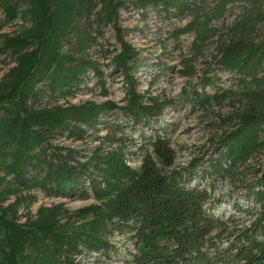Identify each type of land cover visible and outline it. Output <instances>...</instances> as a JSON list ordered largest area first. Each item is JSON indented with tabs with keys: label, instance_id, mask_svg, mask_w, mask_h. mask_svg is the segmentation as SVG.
<instances>
[{
	"label": "trees",
	"instance_id": "obj_1",
	"mask_svg": "<svg viewBox=\"0 0 264 264\" xmlns=\"http://www.w3.org/2000/svg\"><path fill=\"white\" fill-rule=\"evenodd\" d=\"M263 1L134 2L139 8L188 15L189 22L175 35L193 34L194 49L217 33L215 23L235 7L243 11L228 27L229 39L221 42L215 58L219 70L238 76L248 106L236 116V127L219 140L215 157L195 159L185 171H170L174 151L160 135L149 140L152 151L144 154L137 168L126 162L121 148L107 153L98 148L83 163L72 151L54 150L49 143L53 135L84 139L88 129L98 130L102 116L117 108L113 102L40 106L48 94L57 98L80 90L89 70H95L106 92L96 62L81 55L95 41L84 26L95 15L100 24L118 29L120 50L113 52L111 66L123 78L127 103L121 108L133 124L153 128L151 122L161 116L165 105L157 99L143 102L133 71L144 62L117 24L129 1L0 0L9 20L22 15L30 21L15 36L0 34L2 52L16 56L15 66L0 81V187L7 183L0 190V264H76L74 256L83 252L108 255L107 238L117 230L133 233V264H264V161L259 181L247 188L258 212L252 227L241 233L223 236L226 223L209 211L211 196L202 187L209 178L214 181L222 174L239 172L264 153V74L260 75L264 39L256 42L248 37L264 21ZM215 96L197 92L195 101L206 105ZM196 175L200 184L191 186ZM33 189L63 197L92 194L98 203L72 216L60 206H44L22 220L19 208L24 199L29 197L30 203L33 197L21 192ZM10 195L17 201L6 205ZM235 206L246 214L255 210Z\"/></svg>",
	"mask_w": 264,
	"mask_h": 264
},
{
	"label": "rangeland",
	"instance_id": "obj_2",
	"mask_svg": "<svg viewBox=\"0 0 264 264\" xmlns=\"http://www.w3.org/2000/svg\"><path fill=\"white\" fill-rule=\"evenodd\" d=\"M128 1L130 6L120 10L117 24L122 30L124 40L131 44L138 52L139 59L144 62L139 69L133 71L137 90L144 95V103L152 104L157 99L165 105L161 116L151 122V128L148 125L133 124L121 108L127 103L123 78L111 66L113 52L120 50L118 29L113 24H100L93 15L84 26L95 41L81 55L96 62L97 69L102 73L106 92L98 82L95 70H89L88 78L80 90L65 97L56 98L48 94L40 106L111 101L117 108L102 116L98 130L88 129L84 139L56 134L49 139V143L55 151L64 154L68 150L72 151L81 163L89 160L98 148L103 153L121 148L126 162L137 168L141 165L144 154L152 151L149 140L160 135L174 151V162L169 168L170 171H185L195 159L216 156L219 140L236 127V116L248 106L246 99L241 96L243 87L238 76L219 70L215 58L221 42L229 39L228 27L243 11L240 6L235 7L232 14L215 23L217 33L206 44L194 49L193 34L183 33L179 37L175 35L189 22L188 15L178 17L172 12L152 6L139 8L134 4L136 0ZM260 9L264 10V1ZM29 25L30 21L26 17L19 15L9 20L0 9V34L12 37ZM248 37L256 42L262 41L264 21L258 23ZM2 49L4 48L0 44V81L16 64V56L11 51L2 52ZM263 74L264 71H261L260 75ZM202 91L218 96L213 97L209 104L200 105L195 97L197 92ZM112 136L115 137L114 140L110 139ZM263 161L264 153L240 167L239 172L222 174L214 181L209 178L208 183L202 184L211 196L207 208L214 215L222 216L226 223L224 237L252 227L258 207L249 199L247 188L255 185L262 176ZM200 181V176L196 175L191 186L199 185ZM5 187L7 183L0 190ZM21 194L33 197L30 203L29 197L24 199L19 208L22 220L29 215L35 216L38 209L44 206H60L67 216H72L75 212L98 203L92 194L80 198L63 197L41 189L24 191ZM16 201V196L10 195L6 205ZM235 204L255 210L247 214L237 212ZM217 230L219 228L214 233H218ZM107 240L111 246L108 255L83 252L74 256L75 263L133 264L131 257L136 250L132 232L117 230Z\"/></svg>",
	"mask_w": 264,
	"mask_h": 264
}]
</instances>
